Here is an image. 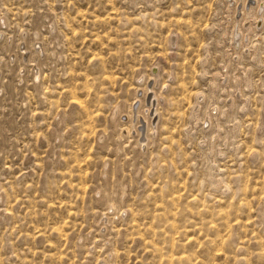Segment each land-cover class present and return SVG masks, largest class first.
<instances>
[{
  "label": "rangeland",
  "instance_id": "374dc122",
  "mask_svg": "<svg viewBox=\"0 0 264 264\" xmlns=\"http://www.w3.org/2000/svg\"><path fill=\"white\" fill-rule=\"evenodd\" d=\"M0 264H264V0H0Z\"/></svg>",
  "mask_w": 264,
  "mask_h": 264
},
{
  "label": "bare ground",
  "instance_id": "6f19581e",
  "mask_svg": "<svg viewBox=\"0 0 264 264\" xmlns=\"http://www.w3.org/2000/svg\"><path fill=\"white\" fill-rule=\"evenodd\" d=\"M242 3V2H241ZM243 11V10H242ZM241 12V11H240ZM256 13V12H255ZM246 14V13H245ZM250 14V13H249ZM252 15V14H251ZM254 17V16H253ZM241 19V18H240ZM247 19V18H246ZM244 20V19H243ZM242 20V21H243ZM245 21V20H244ZM239 23V22H238ZM240 24V23H239ZM237 26V25H236ZM242 26V25H241ZM242 30V29H241ZM238 27H235L234 29H233V31H232V34H234L235 33V37L233 38L232 37V42L233 43H235V44H239L240 43V41H242V39L245 37H247L246 35H247V33H246V35H242L241 33H245V32H240L241 31ZM38 75V74H37ZM156 98V97H155ZM196 119V117L194 116V120ZM206 119H207V117H206Z\"/></svg>",
  "mask_w": 264,
  "mask_h": 264
}]
</instances>
